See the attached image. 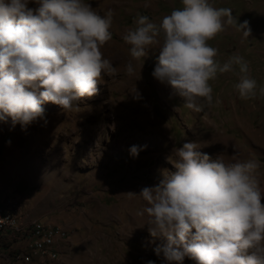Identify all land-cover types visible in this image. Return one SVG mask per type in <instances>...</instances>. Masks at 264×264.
Returning a JSON list of instances; mask_svg holds the SVG:
<instances>
[{
	"label": "rangeland",
	"instance_id": "1",
	"mask_svg": "<svg viewBox=\"0 0 264 264\" xmlns=\"http://www.w3.org/2000/svg\"><path fill=\"white\" fill-rule=\"evenodd\" d=\"M87 2L101 14L109 8L115 11L113 40L102 51L118 68L117 75H104L96 96L75 100L79 111L46 102V119L27 127L13 126L10 118L0 122V202L8 209L16 206L24 225L31 220L58 225L68 238L57 261L41 263L37 258L19 259V253H26L25 242L2 233L0 264H167L155 252L168 244L167 238L152 236L147 215L136 214L145 202L124 194L155 186L162 170L177 171L169 157L186 142L203 143L201 151L212 160L224 154L227 161L234 150L241 159L258 160L264 187V96L239 97L234 87L238 67L210 81L213 106L195 112L153 76L160 50L150 49L136 61L122 39L138 16L159 24L183 7L182 0ZM210 3L231 8L252 30L251 37L244 38L229 26L209 41L219 50L217 59L242 56L251 77L264 87V0ZM129 61L135 67L132 76L126 75ZM133 146L140 149L136 157L131 155ZM184 264L195 262L186 257Z\"/></svg>",
	"mask_w": 264,
	"mask_h": 264
},
{
	"label": "clouds",
	"instance_id": "2",
	"mask_svg": "<svg viewBox=\"0 0 264 264\" xmlns=\"http://www.w3.org/2000/svg\"><path fill=\"white\" fill-rule=\"evenodd\" d=\"M33 3L36 7L29 6ZM182 4L159 24L137 17L135 27L122 37L131 46L132 59L139 61L148 50L159 49L153 76L195 112L213 106L210 81L236 67L239 97L264 96V87L251 77L242 56L233 54L221 62L219 50L209 44L229 26L251 37L250 22L240 23L231 8L216 7L210 0ZM114 16L113 9L101 14L87 0H0V122L10 118L13 126L27 127L46 119V102L79 111L75 100L96 96L103 76L118 73L102 51L113 40ZM134 74L129 61L126 75ZM202 144L174 148L169 162L177 171L162 170L155 186L124 195L145 202L136 214L147 215L152 236L167 238L166 246L155 249L167 264H184L186 257L195 264H264L260 162L241 159L236 150L227 161L224 154L212 160L201 151ZM130 151L136 157L140 149L133 146Z\"/></svg>",
	"mask_w": 264,
	"mask_h": 264
},
{
	"label": "built area",
	"instance_id": "3",
	"mask_svg": "<svg viewBox=\"0 0 264 264\" xmlns=\"http://www.w3.org/2000/svg\"><path fill=\"white\" fill-rule=\"evenodd\" d=\"M2 233L25 242L26 253H19V259L31 261L32 258H37L41 263L57 261L61 257V247L68 238L66 231L58 225L39 220H31L24 225L16 206L8 209L0 202V234Z\"/></svg>",
	"mask_w": 264,
	"mask_h": 264
}]
</instances>
